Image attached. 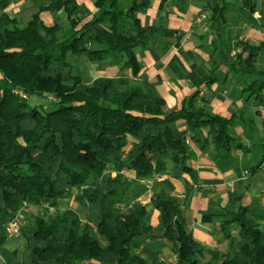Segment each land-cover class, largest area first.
Masks as SVG:
<instances>
[{
	"label": "trees",
	"instance_id": "16d2710c",
	"mask_svg": "<svg viewBox=\"0 0 264 264\" xmlns=\"http://www.w3.org/2000/svg\"><path fill=\"white\" fill-rule=\"evenodd\" d=\"M149 1L96 0L95 12L87 19L78 16L75 0H51L38 5L30 20L20 25L5 12L11 0H0L2 264H166L158 252L148 260L139 255L154 230L146 205H126L135 181L167 171L175 180L184 175L195 180L187 138L195 140L200 128L208 129V143L217 152L241 148L228 131L232 120L210 116L195 106L198 90L179 110L164 115L163 100L146 82L122 90L117 78H97L88 84L77 72L75 61L103 62L118 56L123 68L136 77L141 70L136 54L157 34L167 35L160 27L140 25L137 14L149 8ZM242 2L254 9L251 0ZM42 12L54 16L52 26L44 25ZM62 12L69 28L58 17ZM98 28L112 34L111 42ZM229 47V52L240 48L231 69L250 81L245 91L262 103L264 81L258 79H264V73L256 64L264 43L229 42ZM191 80L196 87L202 84L195 77ZM17 91L35 98L51 95L57 103L43 111ZM178 121H184L185 131L178 128ZM128 138L134 140L129 146ZM122 170L134 172L135 181ZM70 197L83 210V218L72 208L55 211L49 219L36 216L32 225L20 229L21 246L5 248L6 226L23 205L61 203ZM149 206L159 213L161 240L176 264H202L205 256L210 257L205 264H264V230L248 207L229 213V220L221 224L226 237L228 228L235 226L238 241L231 252L220 254L193 239L171 196L154 194Z\"/></svg>",
	"mask_w": 264,
	"mask_h": 264
},
{
	"label": "crops",
	"instance_id": "0c3cea01",
	"mask_svg": "<svg viewBox=\"0 0 264 264\" xmlns=\"http://www.w3.org/2000/svg\"><path fill=\"white\" fill-rule=\"evenodd\" d=\"M35 1L11 0L5 12L13 18L20 9L31 6L36 9L34 14L38 5H46L51 0L46 3ZM95 1L75 0L78 16L90 19L95 12ZM251 2L252 11L244 7L242 0H150L149 8L137 14L139 23L143 27H160L167 35L157 34L145 50L136 54L141 66L136 77L123 68V60L118 56H111L103 62L86 60L87 71L78 68L77 72L88 84L97 78H117L120 88L126 90L148 83L151 93L163 100L164 115L179 110L198 90L195 106L210 116L232 120L229 134L241 144L240 149L217 152L208 143V129L200 128L195 132V140L187 138L189 165L195 172V180L189 175L175 180L167 171L135 181L134 172L126 171L124 176L136 184L126 205H146L149 224L154 230L150 240L139 249V255L145 260L154 252H158L162 260L174 257L162 240H159L162 246L144 252L146 245L153 244L151 241L155 240V235L156 239H161L163 234L158 222L159 213L149 206L150 198L159 192L178 202L193 239L220 254L231 252L238 241L235 226L228 228V237L221 228V224L229 220V213L248 207L249 214L264 230V119L259 112L264 108V88L262 103L245 91L250 81L242 79L231 69L234 55L240 48L227 51L229 42L234 45L241 41L252 46L264 43V0ZM122 3L126 8L130 6L128 1ZM60 14L58 17L64 25ZM39 17L45 26L54 23V16L49 12H42ZM65 19L67 21L66 15ZM129 25L128 22L122 27L126 29ZM98 31L111 42V33L102 28ZM256 69L264 73V48L258 56ZM191 76L202 82L200 87L194 85ZM177 126L186 130L184 121H178ZM133 142L128 138V146ZM258 164L259 169L252 170ZM110 173L115 174L114 171Z\"/></svg>",
	"mask_w": 264,
	"mask_h": 264
},
{
	"label": "rangeland",
	"instance_id": "374dc122",
	"mask_svg": "<svg viewBox=\"0 0 264 264\" xmlns=\"http://www.w3.org/2000/svg\"><path fill=\"white\" fill-rule=\"evenodd\" d=\"M48 0H37L35 1V3L37 2H44L46 3ZM36 9L29 6V7H24L22 10L20 9V11L17 14H14L15 17H17L19 23L21 25H24L32 16L33 12H35ZM60 17L62 18V21L64 23V25L66 27H68L67 21L65 19V15L64 14H60ZM88 62L85 59H82L80 61H75L74 64L79 68V70L81 71H87L88 70ZM91 75V71L88 73V76ZM18 95L23 94L21 91H17ZM25 95V94H24ZM25 101L30 104L31 106H35L37 108L42 109L43 111H50L52 109H54V106L57 103V100L54 96L51 95H46L42 98H35V97H29L27 95H25ZM94 180H96V178H94ZM75 193V190L72 191V195ZM66 200V199H64ZM64 203H51V204H43L41 206H31V205H23L20 209V211L17 214V217L19 219V221L21 222V228L25 227V226H30L33 223V218L36 216H39L43 219H49L50 216L55 212V211H63L66 208H72L74 209L81 218H83V210L81 209L80 206L76 205L73 203L71 197L69 200H67L66 202L63 200H60ZM155 235V240L151 241L153 242V244L151 245H146L145 248V253H147V251L152 250L153 248L155 249L156 247H160V243L159 240L161 239H156ZM22 243V239L19 238V236H7V240H6V244H5V248L8 250H14L15 248H18L21 246ZM162 246V245H161ZM3 258L0 256V264H2V260ZM173 258H168L167 260H165L166 264H170L169 261H171ZM210 259L209 256H205V258L202 260V264H205L208 260Z\"/></svg>",
	"mask_w": 264,
	"mask_h": 264
},
{
	"label": "built area",
	"instance_id": "2783aa9c",
	"mask_svg": "<svg viewBox=\"0 0 264 264\" xmlns=\"http://www.w3.org/2000/svg\"><path fill=\"white\" fill-rule=\"evenodd\" d=\"M20 96L22 98H26V96L24 94L20 93ZM260 115L262 116V118L264 119V108H260L259 109ZM121 174L125 175L126 171L122 170ZM21 222L19 221L18 217L16 216L15 219L13 221H11L10 223H8V225L6 226V231L7 234L10 236H19V232L21 229ZM170 264H176V258L173 257V259L171 261H169Z\"/></svg>",
	"mask_w": 264,
	"mask_h": 264
}]
</instances>
